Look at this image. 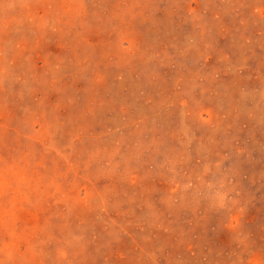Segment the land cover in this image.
<instances>
[{"label":"rangeland","instance_id":"obj_1","mask_svg":"<svg viewBox=\"0 0 264 264\" xmlns=\"http://www.w3.org/2000/svg\"><path fill=\"white\" fill-rule=\"evenodd\" d=\"M0 264H264V0H0Z\"/></svg>","mask_w":264,"mask_h":264}]
</instances>
